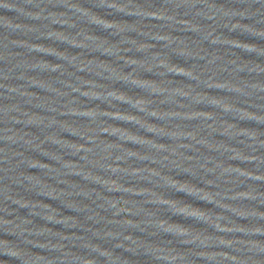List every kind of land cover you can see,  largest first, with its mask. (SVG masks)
Segmentation results:
<instances>
[{
  "label": "water",
  "instance_id": "1",
  "mask_svg": "<svg viewBox=\"0 0 264 264\" xmlns=\"http://www.w3.org/2000/svg\"><path fill=\"white\" fill-rule=\"evenodd\" d=\"M0 264H264V0H0Z\"/></svg>",
  "mask_w": 264,
  "mask_h": 264
}]
</instances>
